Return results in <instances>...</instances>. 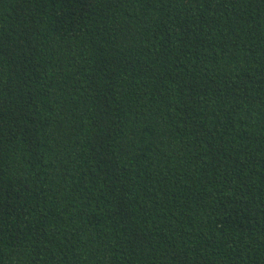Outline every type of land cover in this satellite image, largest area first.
<instances>
[{"label": "trees", "instance_id": "obj_1", "mask_svg": "<svg viewBox=\"0 0 264 264\" xmlns=\"http://www.w3.org/2000/svg\"><path fill=\"white\" fill-rule=\"evenodd\" d=\"M0 264H264V0H0Z\"/></svg>", "mask_w": 264, "mask_h": 264}]
</instances>
